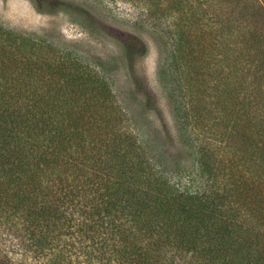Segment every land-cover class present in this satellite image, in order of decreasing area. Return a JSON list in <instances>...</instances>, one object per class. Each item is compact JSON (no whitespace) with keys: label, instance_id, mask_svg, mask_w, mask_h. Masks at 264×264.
Instances as JSON below:
<instances>
[{"label":"trees","instance_id":"16d2710c","mask_svg":"<svg viewBox=\"0 0 264 264\" xmlns=\"http://www.w3.org/2000/svg\"><path fill=\"white\" fill-rule=\"evenodd\" d=\"M134 1L178 17L199 185L155 170L90 63L0 25V264H264V0Z\"/></svg>","mask_w":264,"mask_h":264},{"label":"rangeland","instance_id":"374dc122","mask_svg":"<svg viewBox=\"0 0 264 264\" xmlns=\"http://www.w3.org/2000/svg\"><path fill=\"white\" fill-rule=\"evenodd\" d=\"M62 1L73 9L62 11L46 0H0V25L90 63L110 82L126 126L155 170L180 188L196 189V145L169 68L170 30L178 17H154L134 0ZM129 45L136 46L131 55L125 51ZM146 94L153 98L149 107L144 105Z\"/></svg>","mask_w":264,"mask_h":264}]
</instances>
